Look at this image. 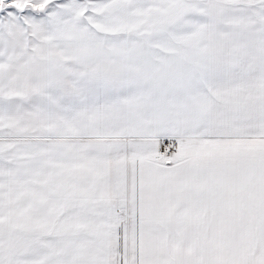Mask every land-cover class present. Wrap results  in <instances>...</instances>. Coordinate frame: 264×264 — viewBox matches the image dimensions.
Returning <instances> with one entry per match:
<instances>
[{
    "label": "snow or ice",
    "instance_id": "1",
    "mask_svg": "<svg viewBox=\"0 0 264 264\" xmlns=\"http://www.w3.org/2000/svg\"><path fill=\"white\" fill-rule=\"evenodd\" d=\"M0 264H264V0H0Z\"/></svg>",
    "mask_w": 264,
    "mask_h": 264
}]
</instances>
